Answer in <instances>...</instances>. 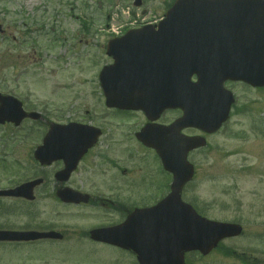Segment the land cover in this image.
<instances>
[{"label": "rangeland", "instance_id": "1", "mask_svg": "<svg viewBox=\"0 0 264 264\" xmlns=\"http://www.w3.org/2000/svg\"><path fill=\"white\" fill-rule=\"evenodd\" d=\"M170 2L143 0L136 7L134 0H0V23L5 29L0 34V90L20 98L25 109L41 112L55 122L61 121L75 98H82L90 107L101 97L98 74L108 61V41L126 29L158 22ZM237 91L238 112L213 137L209 148L194 157L200 170L190 193L202 215L240 223L244 232L224 240L208 256L189 254V264H244L234 253L250 258L253 264H264V89L240 85ZM46 129L45 123L30 120L19 128L0 126V133L30 132L28 145L24 138L10 139L24 151L31 144L35 149ZM14 157L20 156H9V160ZM8 164L0 163L3 183L14 174L3 168H11ZM27 166L32 167L29 174L33 177L45 172L35 164ZM25 175L26 169H16L15 177ZM49 208L56 213L42 219L59 227L95 221L58 214L61 209L54 203ZM16 219L24 222L26 217ZM82 238L76 231L62 245L46 242L48 246L1 248L0 264H136V256L129 251L101 247Z\"/></svg>", "mask_w": 264, "mask_h": 264}, {"label": "water", "instance_id": "2", "mask_svg": "<svg viewBox=\"0 0 264 264\" xmlns=\"http://www.w3.org/2000/svg\"><path fill=\"white\" fill-rule=\"evenodd\" d=\"M141 2L135 0L138 6ZM262 12L264 0H177L158 26L131 30L109 42L107 53L114 56L115 64L105 67L100 76L107 104L134 109L155 106L159 101V88L145 83L148 69L143 63L158 56L165 62L171 53L176 65V76L172 79L174 91L164 87L162 96L185 110L182 121L202 122V116L194 114L191 108L208 107L211 110L210 130L219 128L227 119L233 99L230 97L225 103L217 104L212 97L202 93L205 88L222 89V83L228 78L264 86ZM211 53L220 54L214 56ZM225 53L241 54L229 56ZM239 58L240 63L237 62ZM229 59L233 62L231 65L226 62ZM165 68L169 69L166 62ZM194 73L199 77L197 85H191ZM165 78L170 83V72L168 76V72L165 74L162 70V81L165 82ZM194 92L200 96L193 98ZM0 102V122L16 120L18 124L25 116L40 118L38 113H25L21 102L13 97L0 94ZM64 130L66 136L76 133L72 126L51 125L44 145L36 151L39 159L45 160L48 140H59ZM181 147L183 151L188 148L184 144ZM183 151L177 154V165L171 166L170 159H165L166 166L173 168L177 177L173 192L155 208L135 216L142 221L136 230L130 228L126 234L121 230L114 233L120 238L126 235L120 241L112 238L114 234L109 231H98L94 237L133 249L139 264H186L185 252L200 250L207 254L221 239L239 235L242 232L240 225L209 220L181 200V188L192 177L191 165ZM148 220L152 224H148Z\"/></svg>", "mask_w": 264, "mask_h": 264}, {"label": "flooded vegetation", "instance_id": "3", "mask_svg": "<svg viewBox=\"0 0 264 264\" xmlns=\"http://www.w3.org/2000/svg\"><path fill=\"white\" fill-rule=\"evenodd\" d=\"M107 57L108 61L102 67L114 62L112 57ZM240 85L249 87L241 81L225 82V88L232 92L235 101L229 120L215 132H209L206 126L205 129L189 124L174 127L183 115V110L172 105L149 115L142 109L109 107L103 92H100L101 97L95 99L90 107L83 103L82 98H75L64 111L61 121H58L60 124L92 126L90 133H84L75 140L82 153L79 151L74 155L72 148H66V140L63 139V147L49 149L46 158L51 161L42 163L36 158L32 144L31 148L26 147L22 151L21 146H14L10 141L13 137L24 138L28 145L29 138L32 139L30 132L12 130L8 132L9 135L0 133L3 142L0 144V163L9 162L11 168L2 166L6 172L14 173L6 179V183L0 179V249L62 245L78 231L85 241L123 250L116 243L93 238L92 232L118 228L137 210L151 208L171 193L174 173L164 167L160 154L163 152L174 158L179 149L178 139L195 144L206 142L205 146L194 147L187 154V159L193 164L194 175L183 186L181 196L185 202L192 204L191 187L197 181L200 170L194 157L209 148L213 137L230 123L235 111L238 112L240 99L237 87ZM43 119L47 129L41 136L42 142L51 122L44 115ZM30 120L26 118L23 123ZM5 126L16 127L12 123H6ZM146 129L145 137H139V133ZM9 156L20 157H14L11 161ZM28 163L37 165L45 172L40 177H33L29 174L32 167L29 168ZM16 169H26L27 175L15 177ZM50 203L61 209L58 214L68 218L75 215L77 220L93 218L95 221L86 225L63 223L61 227L50 224L42 219L50 212L56 213L49 208ZM18 215L26 217V220L19 222L16 219ZM49 232L59 235L43 236ZM50 241H55V244H49Z\"/></svg>", "mask_w": 264, "mask_h": 264}]
</instances>
